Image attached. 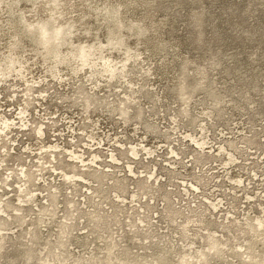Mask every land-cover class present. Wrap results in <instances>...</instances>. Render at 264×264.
Masks as SVG:
<instances>
[{
	"label": "rangeland",
	"instance_id": "rangeland-1",
	"mask_svg": "<svg viewBox=\"0 0 264 264\" xmlns=\"http://www.w3.org/2000/svg\"><path fill=\"white\" fill-rule=\"evenodd\" d=\"M0 264H264V0H0Z\"/></svg>",
	"mask_w": 264,
	"mask_h": 264
}]
</instances>
